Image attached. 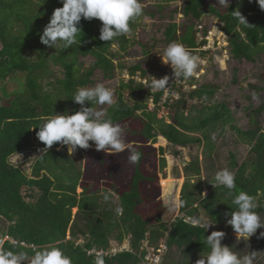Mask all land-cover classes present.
I'll return each instance as SVG.
<instances>
[{"label": "trees", "instance_id": "16d2710c", "mask_svg": "<svg viewBox=\"0 0 264 264\" xmlns=\"http://www.w3.org/2000/svg\"><path fill=\"white\" fill-rule=\"evenodd\" d=\"M206 3L207 0H186L183 15L197 23L187 25L182 36L178 35L176 24L169 25L164 33L166 41L180 42L196 55L194 50L206 43V40L198 42L197 27L205 15H211L222 24L220 29L228 38L233 59L253 62L256 56L264 55V10L258 0H237L226 12ZM62 6V0H0V83L9 81L8 87L16 76L24 77V88L16 92L10 105L0 106V217L8 223L0 237V251L23 252L31 259L42 246L56 245L71 257L72 264H95L96 256L89 251H112V239L121 242L128 237L130 248L107 256L105 264H140L146 256L141 252L140 257L142 244L147 242L149 247L159 249L160 241L166 238L169 250L175 247L185 257H201L210 252L204 241L211 234L212 225L207 231L194 226L193 219L206 217L213 226H225V213L235 210L232 200L240 191L254 198L257 205L254 210L258 214L264 213V126L258 120L264 113V104L253 112L252 127L242 131L233 125L234 117L227 104L213 103L216 88L208 84L187 95L192 101H201L202 106L192 104L186 114L188 100L184 93L175 103L166 104L175 110L172 123L157 119L164 91L148 89L143 92L145 85L135 79L136 73L141 72L140 78H146L148 73L140 65L115 64L133 45L129 35L119 36L112 42L102 41L99 39L102 21L82 18L79 25L82 31L77 36V43L70 48L65 49L61 44L55 49L40 42V34L54 10ZM235 10H240L248 25L240 24L234 18L232 12ZM144 14L143 10L140 17L130 22L131 32H135ZM114 45L118 46L117 52ZM89 56L94 63L84 70L80 59ZM53 67L60 68L61 78L55 76ZM117 69L128 71L131 79L127 84H121L117 102L109 108L107 118L114 124L143 118L144 126L139 134L146 143L154 144L161 136L168 142L170 154L178 157L182 154L181 149L204 141L211 155L215 149L213 133L225 135L230 126L239 140L250 147L249 159L241 165L235 155L230 154V166L236 169V187L231 193L222 186L215 188L209 184L211 192L204 197L202 183L193 184L188 180L184 184L180 211L185 215L169 226L168 236L163 229H157L155 223L144 219L139 211L143 204L141 182L144 179L140 170L144 157L141 148H135L140 158L128 190L119 193L112 188L108 191L111 194L109 201H105L100 192L89 193L86 188L81 194L77 193L83 175L81 166L57 150L59 143L37 159L31 176L10 162L14 155L34 147L33 137L47 118L62 110L74 114L81 109L72 98L78 88L92 83L94 71L100 70L105 77L111 78ZM194 81L190 78L192 85ZM127 90L135 99L133 106L125 100L123 92ZM151 100L155 105L153 111H149ZM86 106L92 107L90 103ZM42 147L46 145L42 143ZM165 153L161 148L162 168L166 167ZM186 172L200 176L199 162H191ZM170 184L165 182L164 185ZM113 195L119 197V203L114 202ZM74 208H78L76 215H73ZM162 217L163 212L159 211L156 223L161 222ZM5 238L8 240L3 242ZM80 239L83 243H79Z\"/></svg>", "mask_w": 264, "mask_h": 264}, {"label": "rangeland", "instance_id": "374dc122", "mask_svg": "<svg viewBox=\"0 0 264 264\" xmlns=\"http://www.w3.org/2000/svg\"><path fill=\"white\" fill-rule=\"evenodd\" d=\"M236 1L229 0V3L232 4ZM185 2L186 0H176L170 3H163L161 0H146L142 2L145 14L139 20L135 32L128 34L132 39L133 45L126 53H122L121 59L115 61V64L122 63L127 67L140 65L148 73L146 78H140V71L136 73L135 79L145 85L143 92L150 89L146 85L151 81V76L158 79L166 75L170 78L174 77L170 64L165 65L159 55L163 53L169 44L164 34L169 25L176 24L178 35L182 36L186 31L187 25L197 23L196 20L183 15ZM206 4L214 6L220 12H226L229 7V5L220 6L218 0H207ZM200 25L209 33L207 44L205 43L208 51L201 56L196 52V55L200 59L202 58L203 63L197 69L199 75L194 76L195 81L193 85L195 86H191L190 79H188L180 89L181 96L185 93V98L188 100V108L185 112L186 114L188 113V109L192 104H197L199 107L202 106L201 101H192L187 97L189 92L202 85L210 84L216 88V93L212 99L213 103L227 104L234 117L233 125L246 132L252 127L251 116L253 112L264 104V55L256 56L253 62L235 60L230 53L227 36L219 30L217 18L205 15ZM197 38L198 42H201V34L199 36L197 34ZM113 49L117 52L118 46L114 45ZM80 62L83 63V69L86 70L93 65L94 59L90 56L82 57ZM53 73L59 78L62 77V73L58 67H53ZM130 79L128 71L117 69L113 77L107 78L103 75L102 71L96 70L91 77L92 83L87 87H94L97 83H103L106 87L113 90L116 103L117 92L120 90L121 84H127ZM51 81L55 82L54 78ZM11 82L12 84L8 87L6 84H9V81L6 84L0 83V106L10 105L16 92L24 88V77L21 75L13 78ZM123 93L125 100L133 106L135 99L131 93L128 90ZM173 103L175 101H170V104ZM113 105H96L95 108L107 113ZM154 109L155 107H152V104H150L149 111H153ZM58 114H64V110L58 112ZM174 114V109L167 107V105H160L156 117L157 119L164 120L166 123H172ZM258 120L264 126V113L258 117ZM119 125L122 129L121 135L125 144L131 145L133 148H141L144 154L140 166L144 177L141 182L143 204L139 210L140 214L144 219H148L151 224L155 223L154 226L157 229H163L166 232L178 217L183 218L185 215L180 211V198L183 186L188 180L193 184L202 183L204 187L202 195L207 197L211 192L209 182L217 171L228 168L234 174L236 173V169L230 166V154L235 155V159L239 165L249 159L250 156V147L239 140V136L230 126L227 127L225 135H220L219 132L213 133L211 138L214 141L215 149L211 155L203 141L201 144H193L181 149L182 154L176 157L170 154L169 151L171 150L168 147V142L165 139L163 140L161 136L157 138L154 144L146 143L144 138L139 134L144 126L143 118H130L119 123ZM33 142L34 147L14 155L10 159V162L14 166L21 168L28 176L32 175V167L37 159L45 153L41 151L43 149L42 142L38 140L37 136L33 137ZM89 143L91 147L88 149L78 148L77 152L74 153L78 158V163L75 164L81 166L83 173L77 193L81 194L84 188L89 193L96 191L100 192L101 195L112 191V188L119 193L128 190L135 170V164L129 163L128 160L129 151L127 149L120 153L113 152L110 149L107 152L97 151L95 144L91 141ZM161 148L166 151L164 155L166 158L165 168L161 167ZM196 160L201 167L200 176L195 175V173L186 172V167ZM165 182H171V184L166 187L164 185ZM172 198H175L177 203L168 206L166 201ZM113 200L114 202H120L118 196H115ZM159 211L163 212V219L161 222L156 223V216ZM77 212L78 208H74L73 215H76ZM259 215L262 223H264V213L262 212ZM205 219L210 223L206 217ZM7 228L8 223L0 217V237ZM209 230L211 232H224L225 236L221 241L222 245L230 247L239 256H244L255 251L256 258L254 264H264V245L262 244L264 243V238H260V240L258 238L260 232H264V227L258 229L257 233L249 239L241 238L240 240L237 239L232 226L227 223L220 228L217 225H212ZM165 239L161 240L159 244V249H161L160 252L162 253L160 254L162 256L160 264H196V261L201 258L200 256L185 257L175 247L169 250ZM6 240L8 238H5L3 242ZM79 243H83V240L80 239ZM110 246L113 251H122L130 248V241L128 237L121 242L117 238H114L111 240ZM153 250L154 248L149 247L147 242H144L140 248V257L141 252L146 253L145 257H152ZM94 252V250L89 251V254L92 255ZM145 257L144 261L150 263L145 260ZM142 260L140 264H144ZM21 264H28V262L23 261Z\"/></svg>", "mask_w": 264, "mask_h": 264}, {"label": "clouds", "instance_id": "9594fccd", "mask_svg": "<svg viewBox=\"0 0 264 264\" xmlns=\"http://www.w3.org/2000/svg\"><path fill=\"white\" fill-rule=\"evenodd\" d=\"M258 3L264 10V0H258ZM62 4V7L54 10L50 22L40 34V42L50 48L57 49V46L62 44L67 49L77 43V36L82 31L79 27L82 18L89 21L96 18L102 21L99 39L112 42L119 36L128 35L131 32L130 22L143 14L141 0H62ZM218 4L220 6L230 5L229 0H218ZM232 13L240 24H249L240 10H235ZM221 26L222 24L219 22V30L224 34L220 29ZM200 27L199 24L197 34L198 36L201 34L203 37L201 42L206 40L207 44L209 33L203 26L202 29ZM206 44L194 51L201 56L202 53L208 51V49L203 50ZM159 56L165 65L170 64L175 80L182 76L184 79H181L185 83L186 80L199 75L197 69L203 63L202 58L193 54L191 49H187L182 43L176 41L169 43ZM151 77L150 83L146 85L151 92H167L169 76L166 75L159 79ZM186 86L188 85L186 84ZM72 100L81 105L79 111L74 114L68 112L55 114L38 127V140L46 145L41 151L48 152V149L54 144L59 143L60 149L67 146V152L71 156L77 152L78 148L88 149L91 147L89 143L91 141L95 144L97 151L107 152L110 149L120 153L127 149L129 163L136 164L139 161L140 156L137 150L122 140L120 125L114 124L110 118H107L105 111L96 110L94 107L95 105H113L115 103L114 92L111 88L106 87L103 83H97L94 87H80L76 90ZM88 103L92 107H87ZM209 183L215 188L222 186L231 193V190L236 187L235 174L228 168H223L216 172L214 180ZM110 197V193H105L103 196L105 201H109ZM176 203L175 198L166 201L168 206ZM232 204L236 206L235 210L225 213V217L238 240L249 239L257 233L258 229L264 227L260 215L254 210L257 207L254 198L248 193L240 191L234 196ZM229 216L230 218H227ZM192 223L207 231L214 224L209 223L204 217L193 219ZM224 236L225 233L222 231H212L210 235H207L204 244L210 248V252L206 256L201 255L196 264H254L255 251L239 256L230 247L222 245L221 241ZM258 238H264V232H260ZM23 261H27L28 264H72L71 257L56 245L42 246L40 250L35 251L31 259L23 252L0 251V264H21ZM95 264H105L102 255H97Z\"/></svg>", "mask_w": 264, "mask_h": 264}, {"label": "built area", "instance_id": "2783aa9c", "mask_svg": "<svg viewBox=\"0 0 264 264\" xmlns=\"http://www.w3.org/2000/svg\"><path fill=\"white\" fill-rule=\"evenodd\" d=\"M200 29H202V26L200 27ZM201 39H203V37H201ZM203 49L206 50L207 47H204ZM183 85H185V82L180 77L177 78L176 80H175V77L170 78L169 84L167 85L168 90H167V92H165V91L163 92L159 105H166L168 103L170 104V101H175V102L178 101L182 97L180 89L183 87ZM150 104H152V107H155L153 100L150 101ZM160 251H161V249H159L157 251L153 250L152 257H149V256L145 257V260L149 261L150 263H146L144 261V259L142 260V262H144V264H160L161 263V257H162L160 255V254H162ZM118 252H121V251H113V249H112V251H104V250L97 251V250H95L94 254L96 257L98 254L102 255L104 262H105L107 256H110L111 254L118 253Z\"/></svg>", "mask_w": 264, "mask_h": 264}, {"label": "water", "instance_id": "95a60500", "mask_svg": "<svg viewBox=\"0 0 264 264\" xmlns=\"http://www.w3.org/2000/svg\"><path fill=\"white\" fill-rule=\"evenodd\" d=\"M60 149V148H59ZM58 151H63L64 153H66L75 163H78V158L72 154L71 156L68 154L67 152V146H64L62 149L58 150Z\"/></svg>", "mask_w": 264, "mask_h": 264}, {"label": "crops", "instance_id": "0c3cea01", "mask_svg": "<svg viewBox=\"0 0 264 264\" xmlns=\"http://www.w3.org/2000/svg\"><path fill=\"white\" fill-rule=\"evenodd\" d=\"M163 138V137H162ZM166 140V139H165ZM149 143V142H148ZM151 143V142H150ZM148 145V144H147ZM151 147H153V146H151Z\"/></svg>", "mask_w": 264, "mask_h": 264}]
</instances>
